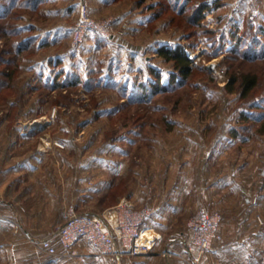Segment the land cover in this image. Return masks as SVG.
<instances>
[{"label":"rangeland","instance_id":"rangeland-1","mask_svg":"<svg viewBox=\"0 0 264 264\" xmlns=\"http://www.w3.org/2000/svg\"><path fill=\"white\" fill-rule=\"evenodd\" d=\"M41 1L0 0V164L39 218L29 235L17 218L0 230V264H116L101 252L49 257L31 241L53 234L71 206L106 217L124 202L167 213L156 216L165 241L185 236L198 211L220 213L223 241L201 264H264V0L184 10L186 0ZM83 10L111 22L107 33L76 42ZM246 39L252 59L240 56ZM178 45L192 74L166 93L141 92L156 73L170 82L175 69L158 51ZM240 73L258 75L246 96L228 88ZM178 245L123 264H189Z\"/></svg>","mask_w":264,"mask_h":264},{"label":"built area","instance_id":"built-area-1","mask_svg":"<svg viewBox=\"0 0 264 264\" xmlns=\"http://www.w3.org/2000/svg\"><path fill=\"white\" fill-rule=\"evenodd\" d=\"M111 22L98 23L82 12V23L76 30V42H81L87 30L106 34ZM152 206L138 207L124 202L108 216L82 213L71 206L65 214V221L53 234L42 239H33L32 245L49 257L71 259L81 256L80 244L85 241L98 249L102 255L117 260L123 257L135 258L148 254L155 245L139 243V239L148 223L157 216ZM223 217L220 213L198 211L188 222L189 234L186 246L189 264H201L202 259L212 250L214 243L223 241Z\"/></svg>","mask_w":264,"mask_h":264},{"label":"crops","instance_id":"crops-1","mask_svg":"<svg viewBox=\"0 0 264 264\" xmlns=\"http://www.w3.org/2000/svg\"><path fill=\"white\" fill-rule=\"evenodd\" d=\"M100 1L107 2L108 0H100ZM9 171H10V169L8 168V161L2 162L0 164V230H5L8 232L9 229H13L14 228V226L12 224V223H14L13 220H15L14 218H17L15 220L17 222V225L21 226L22 231H26L27 232L26 234L29 235L30 223L32 222V224H36L38 226L39 225V218L36 219V215H35V219H34L33 218L34 215L31 214L29 211L30 205H28L27 203L24 204V186H23L24 182H21L22 183L21 187L19 186L21 188V192L19 193L20 195L19 194H18L19 196L15 195V194H17V191H18V189L16 187L17 184L14 183L13 178L10 177V174L12 171H10V172ZM188 192H187V195H188ZM179 193H180L179 199L184 200V199H187L189 197L188 196L186 198L187 195L182 196V191H179ZM14 198H20L21 202H18L19 200L18 199L15 200ZM182 202H183L182 204L186 203L185 201H182ZM158 211H159V209H158ZM182 211L180 210L179 213H181ZM166 214L165 213H163V214L158 213V215H160L159 217H163V215H164V218L167 219ZM31 217H32V220H30ZM156 219H157V217L154 220L150 221L147 225V227H152L155 230V232L161 236V239H157L155 241V245H154V247L156 248L155 251L151 252L153 260H157V258L160 257L159 256L160 254L157 251L158 247L160 245H163L165 250H167L168 248L171 250V249H173V247L179 246L178 244L180 243L183 245V249L184 248L186 249V246H187L188 240H189L188 231H183L181 233V234L185 235V236H182L181 239H180V237L177 236V237H172V238L168 239L167 241H165V240H163L160 231H158V228H157L158 225L156 223L157 222ZM158 219H160V218H158ZM1 228H3V229H1ZM32 228H33V226H32ZM217 248L219 249L220 246L216 242L213 244L212 249L215 250ZM79 250L81 252V255H84L85 253L90 254L87 256H95V255L100 254L99 250L94 249L85 241H83L80 244ZM142 257H144V256L135 257L136 259L123 257L122 259L113 260V262H115L116 264H123L124 262H127L130 260L131 263H133V262H137ZM90 258H92V257H90ZM164 260L167 264H177L178 263V261L176 259H164ZM180 264H183V263L181 262Z\"/></svg>","mask_w":264,"mask_h":264},{"label":"trees","instance_id":"trees-1","mask_svg":"<svg viewBox=\"0 0 264 264\" xmlns=\"http://www.w3.org/2000/svg\"><path fill=\"white\" fill-rule=\"evenodd\" d=\"M13 2V0H11ZM15 1V0H14ZM191 0H186L185 5L182 7V9H186L188 6L187 2H190ZM42 1L41 0H24V4L28 5V3H33V6H38ZM195 10L192 12L191 17H190V23L195 25H199L200 21L199 19L201 18L202 12L203 10L206 8V5L204 3H201L197 6V4L194 6ZM3 34L8 32L7 29L2 31ZM244 44V50L241 52V57L242 59H249L252 56H257L256 54V49L257 47H255L253 44H251L249 42L248 39H246L245 41H242ZM250 46V47H249ZM252 47V50L249 51V49ZM24 48L21 47L20 45L18 46V48L16 47L15 52L13 51V54L15 53H19L21 51V49ZM249 48V49H247ZM239 49H233V53L238 51ZM158 53L160 54V56H162L163 58H165L168 62H170L174 69L175 72L172 74V78L170 80V82H168V84H162L161 83V74L160 73H156L154 74L157 81L156 82H152L146 86L143 85V87L141 88V92L143 91H147L150 90L152 94H159V93H166L169 91V89L172 87V89L174 88V86L177 85H181L183 82L186 81V79L192 74L193 72V66H194V61L192 59H190L187 55V53L185 52V49L182 45H178L177 47H175L174 49H170L168 47H161L158 51ZM261 58H264V51L261 54ZM252 59V58H251ZM9 62V60L7 61ZM9 72V70H5L4 73H6V77H11V73H7ZM3 74V73H1ZM176 76L178 77V79L176 80ZM258 75L256 74H251V73H240L237 76H231V80L228 84V88L231 89V91H234L236 86L239 84V87L242 88V95L246 96L248 93H250L252 90H254L257 85H258ZM54 258V257H53Z\"/></svg>","mask_w":264,"mask_h":264},{"label":"bare ground","instance_id":"bare-ground-1","mask_svg":"<svg viewBox=\"0 0 264 264\" xmlns=\"http://www.w3.org/2000/svg\"><path fill=\"white\" fill-rule=\"evenodd\" d=\"M155 235L156 232L154 229H152L151 227H146L141 235V238L139 239V243L151 245L150 241L153 240Z\"/></svg>","mask_w":264,"mask_h":264}]
</instances>
